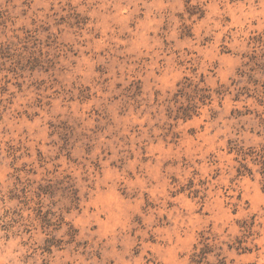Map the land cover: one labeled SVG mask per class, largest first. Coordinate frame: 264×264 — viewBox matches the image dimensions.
Here are the masks:
<instances>
[{
  "label": "rangeland",
  "instance_id": "1",
  "mask_svg": "<svg viewBox=\"0 0 264 264\" xmlns=\"http://www.w3.org/2000/svg\"><path fill=\"white\" fill-rule=\"evenodd\" d=\"M261 155L264 0H0V264H264Z\"/></svg>",
  "mask_w": 264,
  "mask_h": 264
},
{
  "label": "trees",
  "instance_id": "2",
  "mask_svg": "<svg viewBox=\"0 0 264 264\" xmlns=\"http://www.w3.org/2000/svg\"><path fill=\"white\" fill-rule=\"evenodd\" d=\"M260 163H261V171H262V174H263V177H264V155H261ZM204 252L205 251H201V253H204ZM198 256H200V258L203 257L202 255H198ZM194 261L196 262V264H198L201 260L200 259H195ZM207 264H211V263L208 262Z\"/></svg>",
  "mask_w": 264,
  "mask_h": 264
}]
</instances>
